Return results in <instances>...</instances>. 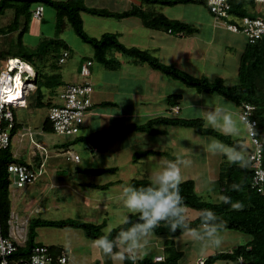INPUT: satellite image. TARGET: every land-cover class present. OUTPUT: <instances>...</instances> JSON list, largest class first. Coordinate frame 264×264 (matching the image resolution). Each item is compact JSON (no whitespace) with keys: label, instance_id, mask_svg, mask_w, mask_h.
Segmentation results:
<instances>
[{"label":"rangeland","instance_id":"1","mask_svg":"<svg viewBox=\"0 0 264 264\" xmlns=\"http://www.w3.org/2000/svg\"><path fill=\"white\" fill-rule=\"evenodd\" d=\"M93 4L104 6L111 2L107 0H91ZM90 1V2H91ZM36 4H32L34 8ZM43 19L30 16L27 21L22 20L19 27L11 32L0 31V50L4 54L10 51H21L20 40L27 51L39 48L38 51L50 49L47 58L59 68L58 72L66 82H77L87 78L94 85L92 94L93 104L85 115V122L80 135H89L98 129H117L130 122H144L147 119L160 115L170 114L182 117H203L204 110L212 106L226 107L238 122L240 108L230 99L219 93L199 92L181 80L172 78L147 63L136 64L131 56L113 49L111 55L122 62L118 68H107L94 58L92 45L76 34L72 25L66 22L65 27L58 31L56 10L45 4ZM155 12H162L171 18L207 27L210 17L205 6L198 2L183 3L176 6L149 5ZM14 16L13 8H8L0 14V26H6ZM85 30L92 36L100 37L107 31H123L119 37L126 45H136L148 49L165 63H173L180 68L200 76L206 74L209 78L224 77L227 84L238 81V67L246 36L242 32L223 30L217 33L218 40L208 44L194 36L179 37L165 34L162 37H150L152 29L141 24L139 17L127 19L83 13ZM199 19V20H198ZM100 21V22H97ZM120 28V29H117ZM202 36V34H200ZM53 39V41H52ZM61 39V40H60ZM66 42L70 56L61 63L58 57L64 46L55 41ZM48 52V51H47ZM93 60L92 73L85 77L80 74L82 61ZM182 59L181 64L178 63ZM36 63L44 71L51 69L47 60L36 59ZM35 67V64H33ZM50 69V70H49ZM28 87V86H27ZM29 87H34L33 83ZM57 89H60L59 87ZM34 97V90H30ZM182 94L179 106L173 111L167 109V95ZM53 93L46 92L48 101ZM29 97V96H28ZM27 97V101H28ZM30 97V98H31ZM108 100L116 104L102 105L101 101ZM31 105V104H30ZM22 120L26 121L33 131V139L46 142L49 158L45 170L34 182L17 186L10 183L11 199L13 202V220L19 228L16 239L24 243L27 238L28 224L31 217L47 219H63L67 217L81 218L93 222L106 221L103 227L105 232L123 222L131 213L122 203L121 192L124 187L130 186L132 178H149V173L160 163L168 160L186 161L182 166V179H194L196 190L204 198L218 201L219 164L224 151L232 154L233 148L210 134H201L191 127L170 125L166 126L167 133L151 134L143 131L127 130L119 138L106 139V149L95 151L86 140H78L69 146V153L61 144L76 135H57L42 129V123L48 114V107L25 106L16 107ZM239 136L251 145L245 123L239 125ZM220 131V130H219ZM39 133H42L40 136ZM21 140V141H20ZM17 150L23 141H30L29 135L21 137L19 134L14 140ZM216 141L220 153L209 149V144ZM24 142V143H25ZM30 143V142H29ZM66 147V146H65ZM147 148L166 150L167 155H145L135 158V152ZM243 155L248 150L243 149ZM70 153L79 154L81 159L75 162ZM163 159V160H161ZM94 166L115 168L100 173L78 171L76 167ZM62 169V170H59ZM13 178V175L11 174ZM93 183V184H92ZM105 184L99 187L94 184ZM188 218L195 217L199 211L187 207ZM19 219H18V218ZM200 226L197 228L199 229ZM17 229V228H16ZM36 239L46 244H57L65 247L69 253L68 264H125L124 259L113 260L103 251L93 245L92 238L78 227H60L54 225H40L36 228ZM217 238L220 243L214 244L211 240H193L184 235L169 237L152 231L143 238L139 245L137 260L152 257L154 260H163L167 246H175L184 251L180 259L181 264H201L206 257L217 251H229L233 247L248 242L252 235L232 228H222ZM119 247L126 251L122 242ZM120 255H123L119 252ZM212 264H240L238 260L217 259Z\"/></svg>","mask_w":264,"mask_h":264},{"label":"trees","instance_id":"2","mask_svg":"<svg viewBox=\"0 0 264 264\" xmlns=\"http://www.w3.org/2000/svg\"><path fill=\"white\" fill-rule=\"evenodd\" d=\"M248 0L234 1L231 12L237 15H245L249 13ZM42 2L48 4L56 10V22L58 31L65 27L66 22H69L76 34L81 36L84 41L90 43L94 49V58L105 65L107 68H118L122 62L116 56L111 55L113 49L131 56L136 64L147 63L152 68L158 69L166 75L181 80L188 86L194 87L199 92L219 93L224 97L233 101L242 111L244 103H249L254 106L250 118L257 120V134L260 137L263 145V164H264V36L254 43L247 41V44L241 54L238 67V81L233 84H227L224 77L217 76L209 78L206 74L200 76L176 66L173 63H165L158 56L153 54L148 49H142L138 46H128L119 39L118 33L107 31L100 37L90 35L84 27L83 17L81 12L86 11L95 15L112 16L117 18L138 16L141 18L144 26L171 31L173 34H190L197 29L189 22L173 19L162 12H155L148 7L143 8L134 5L132 8L125 11H113L108 8L87 6L84 0H0V13L5 12L8 8H14V17L10 24L3 26L0 31L8 32L14 27L19 26L22 20L27 21L31 13L32 4ZM143 3L149 5H175L178 3L198 2L199 0H142ZM203 3V2H201ZM44 18V17H43ZM61 40V39H60ZM53 41V39H52ZM55 41V40H54ZM56 44L64 46V50H69L66 42L55 41ZM19 45L21 51H10L11 56L22 57L23 59L35 64L37 71L35 82L36 89L33 92L34 97H28V104L35 107H49L52 104L51 100L46 101V91L56 93L58 87L64 84L62 75L58 72L59 68L55 63L47 58V53L50 49L38 51L39 48H34L27 51L25 45L20 40ZM48 51V52H47ZM70 52V51H69ZM62 52L60 53V55ZM58 57V60L60 58ZM1 56V55H0ZM36 59L42 61L47 60L50 64V71H44L43 67L36 63ZM60 62V61H59ZM83 62V61H82ZM63 63V62H62ZM82 65V64H81ZM93 66V65H92ZM81 68V67H80ZM31 97V98H30ZM182 94L173 93L167 95V109L173 111L175 106H179ZM102 105L116 104V102L103 100ZM94 105V104H93ZM179 125L193 128L201 134H210L222 140L232 148L237 145H243V149H250L242 138H237L208 127L202 117L187 118L182 116L160 114L147 119L144 122H130L121 125L117 129H98L89 135L76 134L74 140L70 139L61 146H66L67 151L69 146L78 140H86L92 146L103 151L106 149V139L119 138L127 130L143 131L151 134H164L168 132L166 126ZM246 125V124H245ZM43 128L47 131H53L51 122L46 116ZM16 132V114L15 122L11 135ZM166 150L147 148L135 152V158L139 159L142 156L155 154L167 155ZM223 153H230L224 151ZM222 161L219 164L218 187L220 198L218 201L204 198L196 190V181L194 179L181 180L179 191L183 197L187 207L195 208L199 213L188 218V224L192 229H197L201 225L200 210H212L224 224L223 228L237 229L242 232L252 235V238L238 246L233 247L229 251H217L209 255L201 264H212L217 259H231L242 261L243 264H264V192L258 191L252 187L253 169L247 159L246 167H240L237 164L229 163L228 156L222 154ZM11 162H23L14 157L11 144L0 151V201L2 208V231L5 234L9 233V220L11 218L12 199L10 191V172L8 164ZM78 171L88 173H100L113 170L110 167H76ZM149 178H132L130 186H144L149 183ZM108 185L98 184L96 186L106 187ZM233 185H238L234 188ZM138 221V215L129 213L123 222L112 228L109 232L104 231L106 221L93 222L81 218L67 217L63 219H47L41 217H31L28 224L27 238L24 245H19L20 253L27 254L32 246L39 242L36 239V228L40 225H54L60 227H78L83 229L86 236L96 240L101 236H106L109 240L116 238L122 229L130 227ZM157 234L175 237L181 235L182 232L177 230L172 232L163 224L153 230ZM51 249L55 253H59L61 249H67L61 245L51 244ZM68 252V251H67ZM118 252L126 255L125 251L118 247ZM166 255L163 260H154L152 257L142 258L135 261V264H181L180 259L184 255V251L177 249L175 246H167L165 248ZM69 255V253H68ZM125 264H134L131 259H124Z\"/></svg>","mask_w":264,"mask_h":264},{"label":"built area","instance_id":"3","mask_svg":"<svg viewBox=\"0 0 264 264\" xmlns=\"http://www.w3.org/2000/svg\"><path fill=\"white\" fill-rule=\"evenodd\" d=\"M207 5L216 19L224 21L226 27L233 32H242L250 43H254L264 36V10L259 14L237 15L231 12L234 1L237 0H199ZM255 4L256 9H264V0H248ZM32 15L43 19L45 6L42 2L36 3L32 8ZM70 56L69 50H64L59 61L65 62ZM93 60L91 58L82 62L80 74L89 76L92 73ZM37 71L34 65L22 57H7L4 67L0 71V151L11 144V131L15 122V108L27 106V95L30 84H34ZM21 85V87H19ZM28 86V87H27ZM18 97L10 99V95ZM94 85L87 78L77 82H68L63 85L59 93V101L49 106L48 119L51 122L54 133L58 135L79 134L85 122V115L93 105L92 94ZM253 105L244 103L240 112L241 120L245 121L251 146L247 152V159L253 169L252 187L264 192V164L262 141L257 134V120L250 118ZM97 151L96 149H94ZM70 150H68L69 153ZM70 156L75 161H80L79 154ZM11 181L17 186L36 181L44 171L23 162H11L8 164ZM13 175V178L11 177ZM10 234L2 231V208L0 201V264H31L34 253L42 255L46 264H68L69 255L65 249L57 254L46 243H37L32 246L27 254L20 253L19 245H24ZM39 250V251H38ZM240 264H243L240 261Z\"/></svg>","mask_w":264,"mask_h":264},{"label":"clouds","instance_id":"4","mask_svg":"<svg viewBox=\"0 0 264 264\" xmlns=\"http://www.w3.org/2000/svg\"><path fill=\"white\" fill-rule=\"evenodd\" d=\"M202 118L206 126L235 136L240 135L239 125L246 123L235 120L233 114L222 106L206 108ZM217 143L216 141L210 142L209 149L220 153L221 149L217 147ZM243 147V145H237L233 148L232 154H222L228 156L229 163L246 167ZM186 164L187 162L183 160H168L150 171V180L147 185L124 187L121 192L122 203L131 213L138 215V221L122 229L116 238L109 240L106 236H101L93 241V245L113 260L131 259L135 264L140 242L161 224L172 232L179 230L193 240L207 239L218 245L220 240L217 236L224 224L212 210H200L199 229H192L188 224L187 206L179 191L182 179L181 168ZM233 187L238 188L239 186L233 185ZM119 242L123 243L126 255H120L118 252ZM31 264H46V261L42 255L34 253L31 257Z\"/></svg>","mask_w":264,"mask_h":264},{"label":"crops","instance_id":"5","mask_svg":"<svg viewBox=\"0 0 264 264\" xmlns=\"http://www.w3.org/2000/svg\"><path fill=\"white\" fill-rule=\"evenodd\" d=\"M91 0H84L85 4L87 6H91V7H100V8H108L110 10H113V11H125V10H128L130 8H132L134 5H138V6H141L143 8H147L148 5L143 3L142 0H107V1H110L111 2V6L112 8H110L108 5L109 4H104V6H99L98 4H93V2ZM201 3V2H200ZM179 4H183V3H178V4H175V5H166V6H176V5H179ZM202 6H205V8H207L208 12L210 13V17L209 19H207V27L202 23V26H199L197 27L196 25H194L196 27V31L193 32V33H190V34H178V35H175L173 34L171 31H167V30H162V29H154V28H151L153 31L150 35V37L152 38H159V37H162V34H161V31H165V34H168V35H174V36H179V37H189V36H194V38H198L199 40H205V42H207L208 44H210L211 42H214V39H217L218 38V35L217 33H220V32H223L222 29L225 31V30H228V31H231L229 30L226 25L224 24V21L222 20H219V19H216L215 16L211 13L210 9L207 7V5L205 3H201ZM247 7H248V10H249V13L248 14H259L261 12H263L264 9H256L255 7V4L253 2H250V1H247ZM12 8V7H11ZM14 10V8H13ZM31 10H32V6H31ZM6 11V10H5ZM86 11H82L81 14H82V17H83V13H85ZM4 13V12H3ZM3 13H0V14H3ZM32 13V11H31ZM89 13V12H88ZM92 14V13H91ZM164 14V13H163ZM95 15V14H94ZM166 15V14H165ZM167 16V15H166ZM14 17V16H13ZM130 17H138V16H129V17H122L120 20L122 19H129ZM169 17V16H168ZM140 18V17H139ZM171 18V17H170ZM13 19V18H12ZM11 19V20H12ZM173 19H179V18H173ZM84 20V18H83ZM141 24L142 23V20L141 18L139 19ZM181 20V19H180ZM199 20V19H198ZM11 22V21H10ZM10 22L8 24H10ZM84 22V21H83ZM97 22H100V21H97ZM7 24V25H8ZM20 25V24H19ZM4 26V25H3ZM3 26H0V29L3 27ZM19 27V26H18ZM150 28V27H148ZM117 29H120V28H117ZM12 31V30H11ZM11 31H8V32H11ZM3 32V31H2ZM112 32H116L118 33V36L120 37L121 36V33H123V31H119V30H116V31H112ZM233 32V31H231ZM5 33V32H4ZM202 34V36L200 35ZM120 39V38H119ZM121 40V39H120ZM218 40V39H217ZM122 41V40H121ZM247 44V39H246V43L242 46L243 47V50L245 48ZM132 46V45H131ZM136 46V45H134ZM242 50V52H243ZM242 54V53H241ZM0 71L1 69L4 67L5 63H6V60H7V57L11 56L10 53L8 54H4V52L2 50H0ZM181 61H183L182 59H179V62L181 64ZM29 62V61H28ZM31 63V62H30ZM122 65V64H121ZM176 65V64H175ZM177 66V65H176ZM179 67V66H178ZM36 69V68H35ZM63 79V78H62ZM65 81V80H64ZM66 83L68 82H64L63 85H65ZM63 85H61L59 88L60 89H57L56 90V93H54L53 95L51 96H47L48 97H51L50 99L48 100H51L52 101V104L56 103L59 101V93L60 91L62 90V87ZM34 87H31L30 90H34L36 89V82H34L33 84ZM29 90V93L27 95L30 96L31 92ZM48 92V91H46ZM51 104V105H52ZM27 105L29 106H32L30 104L27 103ZM50 105V106H51ZM25 107V106H24ZM48 110H49V107H48ZM15 114H16V132L12 135V141H11V147H12V152H13V155L14 157L20 159L23 161V163H27V164H30L34 167H43L44 170H45V166H46V163H47V159L49 158L50 154H49V150L48 148L46 147V142L43 141L41 138L39 139L40 141H37L35 139H33V131L31 130V126L28 125V123L24 120H22V116H20V114L18 113V110L15 111ZM47 117H48V114H47ZM46 118V117H45ZM45 120V119H44ZM43 124H44V121L42 123V129L44 131H47L43 128ZM47 132H53L54 131H47ZM21 135V137H25L27 135H29V138H30V141L28 142H25L23 141V143L21 145H19V147L21 148L20 150H17L15 149L14 147V140L16 139V136L18 135ZM56 134V133H55ZM39 135L41 136L42 133H39ZM58 135V134H57ZM80 135V134H79ZM72 140V139H71ZM21 141V140H20ZM25 142V143H24ZM30 142V143H29ZM67 142V141H65ZM62 145V144H61ZM92 146V145H91ZM66 149V147H64ZM93 149H96L100 152V150L94 146H92ZM67 151V149L65 150ZM71 158V156H70ZM74 160V159H72ZM75 161V160H74ZM75 162H78V161H75ZM94 164L92 162H89V167H93ZM88 167V166H87ZM59 170H62V169H59ZM93 184V183H92ZM99 183H96L94 185H98ZM13 215H14V212H13V202H12V210H11V218L9 220V234L10 236H12L13 238H17L15 233L16 234H19V228L17 227V224H15L14 220H13ZM18 218V217H17ZM19 219V218H18ZM17 228V229H16ZM28 232V231H27ZM17 240V239H16ZM51 245V244H49ZM70 258V256H69ZM70 260V259H69ZM69 263V261H68Z\"/></svg>","mask_w":264,"mask_h":264},{"label":"bare ground","instance_id":"6","mask_svg":"<svg viewBox=\"0 0 264 264\" xmlns=\"http://www.w3.org/2000/svg\"><path fill=\"white\" fill-rule=\"evenodd\" d=\"M19 87H21V85ZM18 95H19V91L16 94L10 95V99H14V97L16 98L18 97Z\"/></svg>","mask_w":264,"mask_h":264}]
</instances>
